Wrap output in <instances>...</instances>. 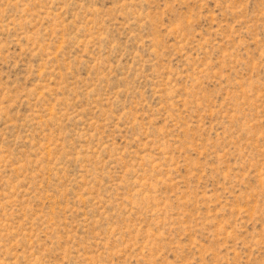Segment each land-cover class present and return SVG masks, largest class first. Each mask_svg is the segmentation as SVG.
Here are the masks:
<instances>
[{"label":"rangeland","instance_id":"374dc122","mask_svg":"<svg viewBox=\"0 0 264 264\" xmlns=\"http://www.w3.org/2000/svg\"><path fill=\"white\" fill-rule=\"evenodd\" d=\"M0 264H264V0H0Z\"/></svg>","mask_w":264,"mask_h":264}]
</instances>
